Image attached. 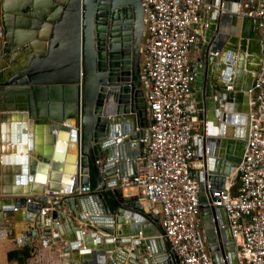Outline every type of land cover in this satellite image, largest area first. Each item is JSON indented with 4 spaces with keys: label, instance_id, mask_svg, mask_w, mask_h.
I'll return each mask as SVG.
<instances>
[{
    "label": "water",
    "instance_id": "1",
    "mask_svg": "<svg viewBox=\"0 0 264 264\" xmlns=\"http://www.w3.org/2000/svg\"><path fill=\"white\" fill-rule=\"evenodd\" d=\"M9 1L0 0V38L5 35L12 43L4 51L10 65L0 70L8 73V77L0 74V89L10 87L25 96L20 98L25 119H17L14 128L27 132V118L51 126L53 150L49 155L37 154L32 138L18 137L17 142L28 143L29 149L23 147L16 183L30 186L33 202L28 204V197L18 196L5 206L0 211L1 233L15 239L20 249L32 252V244L39 240L48 246L63 243L64 264H182L164 236L160 216L139 195L125 196L126 187L121 184L122 177L135 176L137 158L144 151L140 138L149 124L140 81L143 1L63 3V13L60 9L51 20L55 24L47 34L44 52L30 49L27 65L15 69L16 73L10 70L15 53L29 48L28 39L39 37L43 22L50 20L48 15L60 2L45 0L44 4H50L45 13L31 5L21 7L24 14L28 6L33 11L24 21L16 13L10 16L13 5L9 7ZM209 1L213 8L198 46L194 87L200 120L197 143L205 164L198 172L201 217L213 264H240L225 208L206 202L216 187L225 186L244 155L250 130L248 89L262 58H256L254 46L262 44V38L257 31L249 43L254 19L238 14L241 0ZM38 3L43 8L41 0ZM31 29L34 33L30 34ZM17 35L23 39L16 40ZM230 82L232 90L227 88ZM109 103L116 105L114 118L106 111ZM68 118L76 123H68ZM69 142H76V152L67 151ZM39 179L44 181L41 187L36 184ZM88 183L93 184V191L78 194L79 187ZM65 184L69 194L51 205L44 217L37 214L34 218L32 211H40L36 206L25 218L18 214L40 203L46 189L60 192ZM34 221L35 227L28 225L19 235L13 228L14 223Z\"/></svg>",
    "mask_w": 264,
    "mask_h": 264
},
{
    "label": "built area",
    "instance_id": "2",
    "mask_svg": "<svg viewBox=\"0 0 264 264\" xmlns=\"http://www.w3.org/2000/svg\"><path fill=\"white\" fill-rule=\"evenodd\" d=\"M145 28L140 81L150 120L140 141L134 177H122L124 187H135L140 200L160 216L164 236L182 264H213L201 217V182L205 168L197 137L200 120L195 100L196 61L191 55L209 27V0H142ZM238 14L257 21L262 58L248 89L249 137L236 173L223 188L208 195L209 206L225 208L240 264H264V0H241ZM144 59V60H143ZM233 89V83L227 85ZM140 131L141 128L137 127ZM211 190L212 182H208ZM93 184L80 186L90 193ZM45 191L40 215L68 195ZM32 198L28 199V203ZM62 257V256H61ZM15 264V263H13Z\"/></svg>",
    "mask_w": 264,
    "mask_h": 264
},
{
    "label": "crops",
    "instance_id": "3",
    "mask_svg": "<svg viewBox=\"0 0 264 264\" xmlns=\"http://www.w3.org/2000/svg\"><path fill=\"white\" fill-rule=\"evenodd\" d=\"M31 9L32 7L28 6L27 10L25 11L27 12L26 14L30 13V15H33V11ZM257 31L259 32L257 23L255 20H252L251 28H249V38H248L249 43L254 41V37L256 36ZM1 43H3V47H2L3 50L0 52V59L3 58L4 60H6L4 51L10 42L5 35L3 38H0V45H2ZM10 44L12 45V43ZM249 48H251L250 45H248V49ZM254 49L257 50V54H258L256 58L257 59L259 58L260 60L261 56L263 55L261 43L260 42L256 43L254 46ZM197 51H198V48H195L191 55V63L196 61ZM11 56H12V53H11ZM9 115L10 113L8 112H7V115L0 112V211L3 210L5 206L13 204L18 196H26L28 198L33 199V195L29 192L30 187L28 185L26 186L17 185L16 183V177L21 168L19 163H21V159L24 156L23 153L16 152V148L17 146L20 145L21 147L26 146L27 150L29 149L28 143H18L17 140H18L19 133H20V136L26 137L27 135L28 138H33V141H34L35 135L33 132V123H30L29 133L26 132L24 135L22 133H24L25 130L22 132L23 129L14 128L15 126L14 121L10 119ZM147 117L150 120L149 107H148ZM45 126L46 125L41 127L39 134L37 135L39 136V139L41 138V140H43V136L47 135ZM18 157H19V161H18ZM66 185L67 184L63 186H66ZM127 188L129 189V191L125 192V196H130V195L132 196V195L138 194L137 188L135 187H127ZM46 191L48 190L46 189ZM37 204L28 205L26 208L22 209L18 214L23 216V218H25L27 211L31 209L33 210V208L35 209L36 207L37 208L40 207V210H41L42 207L46 206L47 198L41 197V202ZM32 212H33L34 218H36L37 214H41L40 211L38 213V209ZM19 224L20 223H16V224L14 223L13 225V228L16 232H17V226ZM24 224L27 225L26 227H28V225L31 228L35 227V221L30 222V223L26 222ZM52 228H51L50 236L52 235ZM5 230H7V228H5ZM153 230H156L155 227H153ZM5 234L6 235H3L0 231V264H13L8 259V252L10 250L17 249V248L20 249V248L18 247L17 241L15 239H11L8 237L7 233ZM32 246L35 248V252L31 251L32 257L29 259V264H64V260L61 257L62 256L61 249H62L63 243H54L53 245L48 246V245L43 244V242L39 240L38 242H34Z\"/></svg>",
    "mask_w": 264,
    "mask_h": 264
},
{
    "label": "bare ground",
    "instance_id": "4",
    "mask_svg": "<svg viewBox=\"0 0 264 264\" xmlns=\"http://www.w3.org/2000/svg\"><path fill=\"white\" fill-rule=\"evenodd\" d=\"M57 1L60 2V4H58L59 6H58V8H57V10L55 12L53 11L52 13H50L48 15L50 20L43 22L42 28L38 32V36L39 37L35 38V39L34 38L28 39V40H30L27 43L29 48L28 49H26V48L19 49L15 53L14 59L11 61L12 64H13V67L10 66V70L12 72L16 73L15 69H20V68H22V67L27 65V63H26L27 62V58H28L27 55L30 54L31 50L32 51L36 50L37 52H44L45 45H46L45 41H46L47 34H48L49 30H52L51 28H53L54 24H55L51 20H53L57 16V13L60 11V9L62 10V13H63V10L65 8L63 3H67L68 4L70 2V0H57ZM38 2H39V0H23L22 2L18 1V0H10L8 6L10 7L11 3H12L11 6L13 5L12 13H10V16L15 17L16 15H18V18L23 17L24 21H26V19L29 18V16H28V14L22 13L21 7L27 6V5H31L34 8L36 7L35 10H37V11L41 10L42 13H45V11L47 12V9L49 8V5H50L49 2L44 4L45 0H41L43 8L40 7ZM15 13H16V15H15ZM41 16H42L41 13L37 14L35 20L36 19L39 20L38 17H41ZM29 32H30V34L34 33V30L31 29L30 31H28V33ZM25 38H27V37H25ZM29 38H30V35H29ZM15 39L21 41L23 39V37L18 38V35H17V36H15ZM9 65H10V63H8L7 60H4L3 58L0 59V70H1V68L4 70ZM123 66L125 68H127V63L125 62V65H123ZM0 74H2L3 77H5V76L8 77V73H5V71L4 72L3 71L0 72ZM16 84L17 83L15 82V84H11V86L15 87ZM9 88L10 87L0 89V112L5 114V115H7V112L10 113L9 117L14 122H16L17 119H21V120L25 119L24 118V114L20 113V112H23V110L25 111V109H26L24 104H22L21 103L22 101L20 100V98H25V96H23V94H22V96H19L18 94L13 93L12 90L10 91ZM18 101H20V102H18ZM115 106H116L115 103H109V105H107V107H106V111H107L108 115L110 117H112V118H114L116 116V113L115 114L113 113L114 109H115ZM14 111H16V112H14ZM26 121L27 122H26L25 126L27 128V132L28 133H29L30 123H33V132H34V135H35V138H34V145H35L34 146V152H36L37 154L40 153L42 155H49V153L53 150V140H52L53 138H52V135H50V133H51L50 130H51L52 127L49 126V125L45 126L46 127L45 129L47 131V135L43 136V140H41V138L39 139V136H37V135L39 134V131H40L41 127L44 126L45 124H41V125L38 124L37 125L35 120L32 119V118H27ZM66 121L68 123L73 124V125L76 123L73 118H68ZM25 133L26 132H24L23 134H25ZM19 136H20V133H19ZM26 137H27V135H26ZM27 139H29V138L27 137ZM19 143H21V142H19ZM76 150H77L76 142H69L67 151L68 152H76ZM24 151L25 150L23 149V147H21L20 145L17 146L16 152L23 153V155H24L25 154ZM19 157H18V161H19ZM63 162L65 163L66 160H64ZM50 171L51 170H49V174H50ZM55 172L63 173L62 171H57V170ZM235 173H236V171H234L232 173L233 176H234ZM47 182L49 183V175H48ZM43 183H44V181L39 179L36 184H38L37 185L38 187H41ZM29 191H30V188H29ZM128 191H129V189L126 187L125 188V192H128ZM26 226L27 225L24 224V223L19 224L17 226V234L19 235L21 233L22 228H26Z\"/></svg>",
    "mask_w": 264,
    "mask_h": 264
},
{
    "label": "trees",
    "instance_id": "5",
    "mask_svg": "<svg viewBox=\"0 0 264 264\" xmlns=\"http://www.w3.org/2000/svg\"><path fill=\"white\" fill-rule=\"evenodd\" d=\"M32 257L30 248L13 249L8 252V259L15 264H29V259Z\"/></svg>",
    "mask_w": 264,
    "mask_h": 264
},
{
    "label": "rangeland",
    "instance_id": "6",
    "mask_svg": "<svg viewBox=\"0 0 264 264\" xmlns=\"http://www.w3.org/2000/svg\"><path fill=\"white\" fill-rule=\"evenodd\" d=\"M2 45H0V52L3 50V43H1Z\"/></svg>",
    "mask_w": 264,
    "mask_h": 264
},
{
    "label": "flooded vegetation",
    "instance_id": "7",
    "mask_svg": "<svg viewBox=\"0 0 264 264\" xmlns=\"http://www.w3.org/2000/svg\"><path fill=\"white\" fill-rule=\"evenodd\" d=\"M260 56V55H259Z\"/></svg>",
    "mask_w": 264,
    "mask_h": 264
}]
</instances>
